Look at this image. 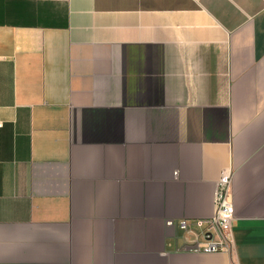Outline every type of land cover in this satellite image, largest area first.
Segmentation results:
<instances>
[{
  "label": "crops",
  "instance_id": "crops-1",
  "mask_svg": "<svg viewBox=\"0 0 264 264\" xmlns=\"http://www.w3.org/2000/svg\"><path fill=\"white\" fill-rule=\"evenodd\" d=\"M0 120V264H264V0H0Z\"/></svg>",
  "mask_w": 264,
  "mask_h": 264
},
{
  "label": "built area",
  "instance_id": "built-area-1",
  "mask_svg": "<svg viewBox=\"0 0 264 264\" xmlns=\"http://www.w3.org/2000/svg\"><path fill=\"white\" fill-rule=\"evenodd\" d=\"M3 121L0 120V128ZM234 170L225 167L217 181L214 191V213L196 219L168 218V226H176L193 237V243L185 249L203 252L231 251L234 247L233 229L235 207L232 200ZM169 264V263H166Z\"/></svg>",
  "mask_w": 264,
  "mask_h": 264
}]
</instances>
